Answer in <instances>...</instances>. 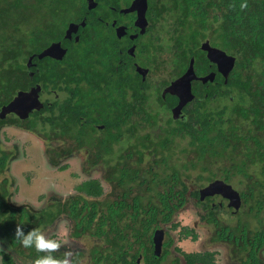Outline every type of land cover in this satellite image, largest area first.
<instances>
[{"label":"flooded vegetation","instance_id":"af4514ba","mask_svg":"<svg viewBox=\"0 0 264 264\" xmlns=\"http://www.w3.org/2000/svg\"><path fill=\"white\" fill-rule=\"evenodd\" d=\"M138 1L132 0L128 6L121 0L119 8L109 6L105 20L96 17L95 21V14L86 10L81 20L69 21L61 38L27 58L31 84L18 89L0 108L1 130L14 128L22 137L26 134L42 140L48 163L45 172L56 180L51 182L45 175V189L23 197L19 189L33 185L40 172L32 158L34 147L31 152L26 147L27 157L22 160L17 149L13 153L5 150L0 136V157L9 155L8 167L0 171V264H33L47 254L24 247L15 235L18 225L25 233L39 229L47 238L59 240L60 247L51 254L63 259L71 251L68 259L74 264H264V213H250L249 200L234 188L233 181L214 178L203 185L197 177V183H188L187 172L205 167L197 158L189 160L194 165L174 164L185 160L186 146L182 145L190 140L186 133L174 131L186 129L187 123L195 125L198 110H214L208 103L214 105L219 98L234 101L229 87L232 71L225 76L227 60L210 57L215 50L227 52L210 37L199 44L198 39L186 42L185 27L179 33L162 17L156 20L150 0L143 20ZM72 25L78 29L68 36ZM53 44H59L65 53L39 57ZM56 64L62 66L58 68L60 76L48 83L46 66ZM186 75L190 76L191 94L183 81ZM33 89L37 91V108L15 101L20 93ZM225 101L217 112L228 105ZM75 110L80 112L77 127L76 119L69 120L74 117L69 113ZM165 141L168 147L161 149L159 142ZM131 156L135 160L126 165ZM75 160L78 166H73L76 162L70 166ZM14 161L19 163L11 167ZM15 166H22L18 174ZM69 171L85 178L64 192L59 187L62 183H57ZM175 171L180 172L182 181L175 180ZM216 180L231 185L240 199L206 196L205 211L198 214V200L192 193H187L183 206L181 197L170 196V187L178 194L184 181L197 191L202 185L201 199V191ZM86 181H99L102 194L87 196L79 189ZM112 193L116 200L110 201ZM135 201H140L141 209L156 210L152 215L157 214V222L146 235L144 228L139 229L140 211L132 207ZM170 201L179 205L170 210ZM207 204L213 212L205 209ZM185 209L194 212L189 222L178 219V212ZM1 215H5L3 222ZM212 216L214 221H209ZM165 217L169 221L164 222ZM7 220L13 227L4 230Z\"/></svg>","mask_w":264,"mask_h":264},{"label":"trees","instance_id":"16d2710c","mask_svg":"<svg viewBox=\"0 0 264 264\" xmlns=\"http://www.w3.org/2000/svg\"><path fill=\"white\" fill-rule=\"evenodd\" d=\"M122 1L129 6L132 0ZM96 2L97 5L90 9L87 0H0V108L12 99L18 89H26L31 84L27 58L46 48L52 40L61 38L69 21L81 20L86 10L95 14L92 18L95 21L96 17L105 20L110 12L109 6H121V0ZM150 6L155 19L162 17L161 20L167 21L175 32L185 27L186 42L198 39L199 44L210 37L218 47L236 58L229 78L234 101L228 98V105L220 112L198 110V117L195 115L196 120L193 121L196 126L187 123L186 129H177L174 133L189 136L185 152L187 156H192L191 160L197 158L205 165L204 169L208 168L207 181L217 178L214 165H223L221 171L224 175L221 178L228 182H240L241 186L246 184L245 189L241 187L240 190L249 200L250 213H264V0H150ZM169 15L173 16L170 17L171 22L167 19ZM58 68L62 66H46L45 81H57L61 72ZM66 69L71 67L66 65ZM79 113V110L69 113L74 115L69 120H77L75 127L80 121ZM2 125L0 118V130ZM32 127L35 128V121ZM80 134L78 139L81 140ZM159 144L161 149L168 147V141ZM8 160L7 154L0 157V171L8 167ZM134 160L135 157L131 156L126 165ZM193 161L190 163L194 165ZM173 174L176 181H182L179 171ZM205 179L200 175L198 182ZM187 180L190 184L197 183L189 176ZM183 186L182 190H177L178 194H174L175 188L170 187V196L181 197L179 204L183 206L187 193H192L198 200V214L204 212L205 202L200 199L199 186L198 191L190 189L184 181ZM79 189L87 196L98 197L103 192L99 181H86ZM178 205L170 201V210ZM132 207L140 211L137 217L142 227L139 229L144 228L143 235H146L153 229L152 224L157 222V214L154 212L152 215L156 210L150 207L142 210L140 201H135ZM209 208L207 204L205 209L213 212ZM90 211L93 212L92 209ZM4 216L1 215L2 222ZM208 220L214 221V217ZM167 221L169 218L165 217L164 222ZM4 224V230L13 227L11 220ZM114 224L115 221L111 222L112 227H115Z\"/></svg>","mask_w":264,"mask_h":264},{"label":"rangeland","instance_id":"374dc122","mask_svg":"<svg viewBox=\"0 0 264 264\" xmlns=\"http://www.w3.org/2000/svg\"><path fill=\"white\" fill-rule=\"evenodd\" d=\"M222 101H225V100H222V98H219L217 103L213 102V103H215L214 105L211 102L208 103L209 106H213L212 108L214 109V110H210V111H213V112L219 111L222 108V106H223V105L219 106L220 103H224ZM23 135L24 136L22 137L21 133L18 130H15L14 128L12 129V128H9V127H4L1 130V135L0 136H1V140L3 142V145L5 146V150L7 152L10 151V152L13 153L17 149L18 152H19L18 157H19V159H22V160L27 157V156L25 157V155H24V153L26 154V147L28 146V149L30 150V152H31V148L34 147L33 153H32L33 154L32 158L35 157V160H33V161H35L37 164H39L38 167H39V171L40 172L37 175L35 183H33V185L29 186L30 189L29 188H24L23 189V187L19 189L20 194H22L23 197L27 198V196L33 197L32 195L35 196V195H37L38 193L42 192L45 189L46 182L43 179L45 175H48L47 176L48 177L47 180H50L51 182H56V180L52 178L53 174L45 172V170L47 169V164L48 163L46 162V159L44 158L45 157V155H44V145H43L42 140L40 141L39 139L28 137L26 134H23ZM23 138L25 139V141L23 140ZM15 145H17V148L15 147ZM182 146L184 147V146H186V144L185 145L183 144ZM30 152H29V155H30ZM191 159H192V156L191 155L187 156V154H186L185 155V160H184L186 162L180 161L178 163L175 162L174 164L177 165V164L185 163V164L189 165V164H191L190 161H189ZM17 161H19V160H17ZM17 161L12 162L11 167ZM73 162H76V163H73ZM78 162L79 161H77V160L71 161L70 162V166L73 163V166L77 167L78 166ZM18 163L19 162H17L16 165H18ZM26 166H28V165H26ZM203 168L204 167H202V166H198V172L192 170L191 172H187V175L189 177H191L192 180H197L196 178L199 177L200 175L205 176L206 179L202 180V183H201V184L204 185V184H206L208 182L207 181V177H209V174L206 173V172H203ZM14 169H15V173L18 174L19 171L21 172L22 166H20V167L15 166ZM213 169L217 173L216 174L217 175L216 179H222L221 177L224 174L221 171V165L215 164ZM70 170L79 171L78 168H72ZM74 175H75V172L74 173H71L70 171L66 172L65 175L61 176L62 179H61V181L59 179L57 185L62 183V185L59 186V187L64 189V192L71 191L73 188H75L85 178V176L80 174V173H76L77 176H74ZM98 179H100V178H98ZM240 184L238 182H234V183L232 182V185L238 191L242 187ZM47 186L49 187L50 185H47ZM201 186H199V188H202ZM141 190L143 191L144 188H142ZM119 192L120 191H117L116 194L119 193ZM116 194L112 193L111 196H108V200H110V201L116 200ZM191 213H194V212L193 211L191 212V211L186 210V209L185 210H181V211L178 212V215H179L178 217L179 218L178 217L177 218L181 219L184 222H189V218H192Z\"/></svg>","mask_w":264,"mask_h":264},{"label":"water","instance_id":"95a60500","mask_svg":"<svg viewBox=\"0 0 264 264\" xmlns=\"http://www.w3.org/2000/svg\"><path fill=\"white\" fill-rule=\"evenodd\" d=\"M87 1H88V3H87L88 7L90 9L97 5L96 0H87ZM138 3L143 8V10H142L143 12L141 13L143 20H146L145 19V12L148 8V1L147 0H139ZM77 29H78V25L70 26L69 31H68V36H71L72 32H76ZM59 52H61L62 54L65 53L64 51L62 52V49L60 48L59 44H53L48 49H46L44 51V53L41 54L39 57H44V56L53 57L55 55V53H59ZM211 53L212 54H210V57L215 59V61H217V59L215 57H220L223 60H227V67H226L225 76H227L231 71H233V69L235 68V65H236V58L234 56H229L227 53H225L224 51H221V50H215V53H214V51H212ZM31 61H32V58H30L29 63H31ZM183 79H184L183 81H186V83L188 84L189 93L191 94V92H190V76L186 75ZM203 81H205V79ZM15 101H17V103H20V101L25 102V104L28 106L29 109L37 108V105H38L37 91L33 89L30 93H20L18 95V98L15 99ZM7 110L9 111V109H7ZM4 111H6V109ZM4 111H3V113H4ZM216 194L222 195L225 198L230 199L231 201H232V199L234 200L236 198H237V200L240 199L238 192L231 185H228L221 180H216L215 182L211 183L207 188H205L201 191V200L203 201L206 196H213ZM157 247H159V244H157Z\"/></svg>","mask_w":264,"mask_h":264},{"label":"clouds","instance_id":"9594fccd","mask_svg":"<svg viewBox=\"0 0 264 264\" xmlns=\"http://www.w3.org/2000/svg\"><path fill=\"white\" fill-rule=\"evenodd\" d=\"M15 235L24 247H35L38 251L47 252L46 255L37 257L33 264H74L68 259L72 256L71 251L66 252L63 259L54 257L51 253L60 247V241L47 238L39 229H32L25 233L22 226L18 225Z\"/></svg>","mask_w":264,"mask_h":264}]
</instances>
